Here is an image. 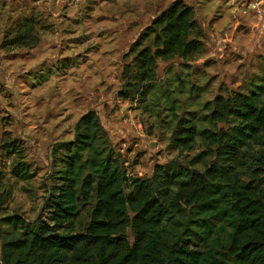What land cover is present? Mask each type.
<instances>
[{"label":"rangeland","instance_id":"obj_1","mask_svg":"<svg viewBox=\"0 0 264 264\" xmlns=\"http://www.w3.org/2000/svg\"><path fill=\"white\" fill-rule=\"evenodd\" d=\"M263 79L264 0H0V264L1 219L49 220L53 148L86 111L129 174L203 169L206 144L175 139L178 126L213 127L211 100Z\"/></svg>","mask_w":264,"mask_h":264},{"label":"trees","instance_id":"obj_2","mask_svg":"<svg viewBox=\"0 0 264 264\" xmlns=\"http://www.w3.org/2000/svg\"><path fill=\"white\" fill-rule=\"evenodd\" d=\"M253 86L210 101L213 127L178 126L175 139L206 144L203 169L175 160L150 177L128 173L86 111L53 148L49 220L1 219V264H264V86ZM13 171L29 174L21 163Z\"/></svg>","mask_w":264,"mask_h":264}]
</instances>
